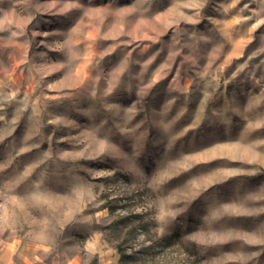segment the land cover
<instances>
[{
  "label": "rangeland",
  "instance_id": "obj_1",
  "mask_svg": "<svg viewBox=\"0 0 264 264\" xmlns=\"http://www.w3.org/2000/svg\"><path fill=\"white\" fill-rule=\"evenodd\" d=\"M0 264H264V0H0Z\"/></svg>",
  "mask_w": 264,
  "mask_h": 264
}]
</instances>
